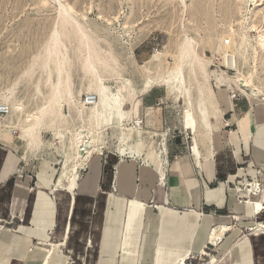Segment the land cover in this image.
I'll return each mask as SVG.
<instances>
[{
  "label": "rangeland",
  "instance_id": "374dc122",
  "mask_svg": "<svg viewBox=\"0 0 264 264\" xmlns=\"http://www.w3.org/2000/svg\"><path fill=\"white\" fill-rule=\"evenodd\" d=\"M62 1L71 5L75 18L64 28L59 7L52 0H0V103L5 95L10 97V130H29L36 122L26 121L28 115L48 105L55 89L60 91L29 139L31 144L46 143L58 150L61 173H71L80 162L77 159L74 164L66 162L63 166L67 150L71 158L76 157V132L97 129L90 116L93 105L86 103V94L98 85L116 93L122 83H129L121 113L98 126L99 145L116 144L127 149L140 140L149 151L163 152L165 157L170 152L167 144H195V140L198 145L211 144L213 138L216 144L236 130L232 125L234 111H229L234 102L222 94L233 83L227 80L219 84L213 72L244 76L250 83L248 93L253 94L257 88V97L264 102V46L257 41L262 34L264 43V0H257L252 9H248V0ZM242 12L247 13L246 21L242 20ZM76 21L100 53L94 68L85 62L87 50L81 48V31L75 30ZM55 29L62 34V44L49 57L47 50ZM189 36L197 56L208 66L207 84L200 74L194 73L191 58L179 62L181 44ZM225 36L230 39L229 46L217 51ZM155 54L159 55L160 70L147 69ZM62 55L63 64L58 67L57 59ZM27 69H32L33 74L24 76ZM58 72L62 75L60 84ZM148 80L159 82L147 86ZM202 89L210 93L204 97ZM69 91L75 104L70 101ZM241 92L239 101L250 102L249 94ZM79 107L84 116H80ZM189 110L197 120L196 132L187 125ZM7 115L0 116V123H5L3 117ZM137 120L142 121L140 125L135 123ZM123 131L126 139L122 138ZM198 253L190 263H202Z\"/></svg>",
  "mask_w": 264,
  "mask_h": 264
},
{
  "label": "crops",
  "instance_id": "0c3cea01",
  "mask_svg": "<svg viewBox=\"0 0 264 264\" xmlns=\"http://www.w3.org/2000/svg\"><path fill=\"white\" fill-rule=\"evenodd\" d=\"M233 106L229 136L198 150L167 144L160 161L147 144L142 153L136 144H100L72 192L56 189L58 150L31 144L24 127L10 130L7 115L0 131V264H193L197 251L201 264H264V187L256 182L249 194L233 186L258 172L264 186V110L252 112L239 100ZM77 159L67 150L63 166Z\"/></svg>",
  "mask_w": 264,
  "mask_h": 264
},
{
  "label": "bare ground",
  "instance_id": "6f19581e",
  "mask_svg": "<svg viewBox=\"0 0 264 264\" xmlns=\"http://www.w3.org/2000/svg\"><path fill=\"white\" fill-rule=\"evenodd\" d=\"M52 1H54L59 7V14L58 15H59V19L62 22V28L66 27L67 25H70L69 22L75 20V18L71 15V10H72L71 5L69 3H64L62 0H52ZM247 3H249L248 9H252V6H254V7L257 6V0H248ZM185 7H187L186 4H185ZM241 17H242L243 21H246L247 20V13L244 14L242 12ZM75 25H76L75 30L81 31V34H80L81 45L85 46V47L81 46V48H84L87 50V56L85 57V62L88 64V66H90L91 68H94L95 62L100 60V53L97 50H95L94 46H92L91 37L87 33L82 32V28H81V25L79 24V22L76 21ZM231 30H232V34L230 36H233L234 29L231 28ZM61 35L62 34H61L59 29H55L53 34L51 35L52 44H50V46L48 47V50H47L49 57L51 56V54L53 52H56L59 49V46L62 44V39L60 38ZM227 40L230 44L229 38L227 39L226 36L221 38V43L219 44V48L217 51H221L223 48L229 46V45H227L228 44ZM257 41L262 46H264L262 34H259ZM193 42L194 41L190 36L187 37L183 41V43L181 44L179 62L181 64L186 59L191 58V60L194 61V65H195L194 73L196 72V74H200L202 76L205 84H207L209 82V79H210V74L208 72V66H207L204 59H201L199 56H197ZM225 56H227V53H225ZM64 57H65L64 55H62V57L61 56L58 57V59H57V66L58 67H60L63 64V60H64L63 58ZM158 57H159V55L155 54L152 57V59L148 61L149 67L147 69L152 70L153 67H156V69L160 70V66H159V64H157ZM232 63L236 64L235 58L232 59ZM32 74H33V70L30 69V71H28V69H27V72L24 73V76H27V75L30 76ZM213 74L215 75V78L217 79L219 84L222 85L225 81L228 80V81H231L233 83V86L235 85V86H237V88L239 90L249 94L252 112L254 110H259V109L264 110V102H260V99L257 97L258 89L255 88L253 94L248 93L249 92L248 87H249L250 83H249V80L244 78V76L242 77L240 74H238V75L232 77V76H229L226 73H224V71H222L221 73L213 72ZM58 76H59V84H60L62 81L61 80V77H62L61 72H58ZM96 82H98V81H96ZM158 82L159 81L148 80L147 86H151L149 83H158ZM101 83H103V81ZM165 83H166V80H165ZM128 84H129L128 82L124 83V84L122 83V85L119 87V89L116 93H110L108 88L105 86H102V85H98L97 87L89 89V92L92 91V93L86 94V95L90 96V98H91L90 102L87 104L93 105L90 108V110H91L90 116L94 118V121L97 125V129L96 130H90V129H85L83 127L84 129L76 132V134H75V136H76L75 143L76 144H73V145H75V147H76V157L80 159V162H78L73 167V169L71 170V173H68V172L64 173L63 172L58 177V179L56 181V189H65V190L72 192V190H73V188L77 182V178H78L77 173H78L79 168L83 165V162L86 161L88 159V157L92 154L93 150L97 146L99 147V136H100L101 131H99L98 126L100 124H102L104 121L110 120L111 116H113L114 114H120L121 113L120 109L122 107V104L125 102V98H126L125 93L128 90ZM68 89H69V86H68ZM229 90H230V88L222 90V94L226 95L225 98L227 100L228 99L231 100ZM58 92H60V91L58 89H55L54 95L50 99V103L48 105H44L38 112L28 115V118H27L28 122L33 121L34 119L36 122V123H34L33 127H31V129L28 130L29 132L32 133L31 134L32 136H34L33 135L34 130H35L34 128L36 127V125L39 126L40 124H42L45 115L49 113V111H50L49 108H51L52 101H56L58 99L57 98ZM207 92L210 93V91L208 89H207V91L205 89L200 90L201 95H203L204 97L206 96ZM227 92H228L230 98L228 97ZM69 93H70V101H72L75 104L76 100H75L74 95L70 91H69ZM9 98H10L9 96L5 95L1 101L3 103H0V106H2V108L6 109L8 115L10 116L11 107H10V103H8ZM262 101H264V98L262 99ZM86 107H88V105ZM78 111L80 113V116H84L85 113H84L82 108L79 107ZM4 118L5 117H3V119ZM5 120H6L5 123H0V131H5V128L7 127L6 123H7L8 119H5ZM141 122H142L141 120H137L135 123L140 125ZM238 122H239V125L241 127H243L244 124H248V121L246 118L241 119ZM187 125H190V127L196 132L197 120L195 119V117L193 116V113L190 110L188 113ZM122 126H123V124H122ZM126 134L127 133L123 131V133H122L123 139L124 138L126 139ZM137 142H138L136 144L137 145V151L139 153H142L144 151L143 148H144L145 144H142V141H140V140ZM195 144H196L195 149L198 150L199 148H198L197 140H195ZM149 153L154 159L157 158L159 161L161 160L162 155L160 154V152H156L155 150H152ZM257 208L258 209L262 208V204L258 201H257ZM259 227H260V229L264 228V222H259ZM226 229H227L226 226L221 227L219 229H216L213 233V236L211 235L212 241L216 242L217 240L221 239L223 237L224 232H226L225 231ZM5 232H8V231H5ZM15 255H16V253H15Z\"/></svg>",
  "mask_w": 264,
  "mask_h": 264
},
{
  "label": "built area",
  "instance_id": "2783aa9c",
  "mask_svg": "<svg viewBox=\"0 0 264 264\" xmlns=\"http://www.w3.org/2000/svg\"><path fill=\"white\" fill-rule=\"evenodd\" d=\"M229 93H230L231 100L233 102L234 101H238L240 99V97H241V94H242L241 90H239L237 88V86H235V85L233 86V88H230ZM90 100H91L90 96L86 95V103H89ZM6 114H7V110L4 109V108H2V106H0V116H5ZM248 180L249 179L247 178L243 184H239L240 181H238V184L237 185L236 184H233V186H234V188L237 191H240L239 189L242 188V189L246 190L249 194H251V193L256 194V191L257 190L249 191V189L253 187L252 184H255L256 182H259V181H260L261 186H262V184H263V178H262L261 173L258 172L257 173V177H255V179H251V181H248ZM248 198L246 199V201H248Z\"/></svg>",
  "mask_w": 264,
  "mask_h": 264
}]
</instances>
